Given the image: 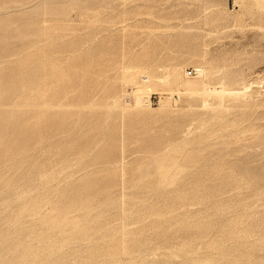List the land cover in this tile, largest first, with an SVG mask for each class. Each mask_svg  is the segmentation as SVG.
<instances>
[{
  "label": "rangeland",
  "instance_id": "obj_1",
  "mask_svg": "<svg viewBox=\"0 0 264 264\" xmlns=\"http://www.w3.org/2000/svg\"><path fill=\"white\" fill-rule=\"evenodd\" d=\"M0 264H264V0H0Z\"/></svg>",
  "mask_w": 264,
  "mask_h": 264
},
{
  "label": "bare ground",
  "instance_id": "obj_2",
  "mask_svg": "<svg viewBox=\"0 0 264 264\" xmlns=\"http://www.w3.org/2000/svg\"><path fill=\"white\" fill-rule=\"evenodd\" d=\"M138 93V92H137Z\"/></svg>",
  "mask_w": 264,
  "mask_h": 264
}]
</instances>
